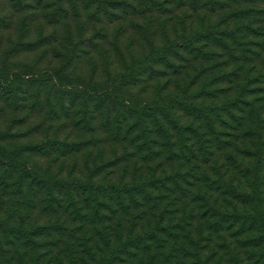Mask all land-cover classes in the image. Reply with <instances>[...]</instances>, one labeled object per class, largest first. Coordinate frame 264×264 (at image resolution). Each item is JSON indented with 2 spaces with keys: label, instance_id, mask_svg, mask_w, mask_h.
<instances>
[{
  "label": "rangeland",
  "instance_id": "374dc122",
  "mask_svg": "<svg viewBox=\"0 0 264 264\" xmlns=\"http://www.w3.org/2000/svg\"><path fill=\"white\" fill-rule=\"evenodd\" d=\"M204 1L0 0V147L46 176L115 183L141 174L159 178L162 182L145 189L160 197L156 215L167 205L163 225L172 223L181 236L190 233L193 241L185 239L190 254L199 249L201 261L210 254L207 264H264V242H244L264 230L254 203L240 196L251 193L253 179L241 165L251 167L258 157L255 201L264 212V0L240 6L231 0ZM239 7L249 10L238 12V18ZM162 47L169 61L156 58ZM61 65L73 85L83 87L82 98L72 100L49 82L50 71ZM16 72L29 81L14 105L3 100L2 82ZM125 72L132 80L119 81L125 85L119 94L133 101L157 103L177 93L198 105L171 110L181 125L197 129L188 131L189 142L207 146L208 162L200 164L195 177L186 174L192 162L179 158V141L172 140L173 154L150 120L149 144L130 143L135 136L145 139L140 127L124 139L131 119L107 109L98 91ZM52 140L58 144L43 146ZM3 177L0 168V219L15 191ZM229 183L237 190H228ZM61 203L51 208L43 196H30L20 204L23 227H41L31 236V246H21L19 235L10 231L17 216L9 227L0 223V264L66 263L70 245L79 255L84 223L74 218L66 197ZM144 209L149 224L147 217L137 219L135 233L157 224L158 216ZM128 219L123 239L129 235ZM175 253L186 264L196 263L181 249ZM151 254L152 262L145 254L132 264H160L159 251Z\"/></svg>",
  "mask_w": 264,
  "mask_h": 264
},
{
  "label": "trees",
  "instance_id": "16d2710c",
  "mask_svg": "<svg viewBox=\"0 0 264 264\" xmlns=\"http://www.w3.org/2000/svg\"><path fill=\"white\" fill-rule=\"evenodd\" d=\"M189 1H191L193 5H196L200 4L203 0ZM233 1L235 2L233 4L236 6L248 2V0H231V2ZM101 2L102 0H97L98 5H101ZM143 2L149 3V0H143ZM204 3H209V1L206 0ZM248 10L249 9L239 7L236 11L237 13L240 12L243 14V12H245L246 14ZM240 13L237 14L238 18L241 16ZM247 26L248 25H245L244 29L248 28ZM161 49H163V47L159 48L158 52H156V58H164L169 61L166 54L163 53L164 49ZM50 72L49 82L52 84L53 88L55 87L59 90L60 94L70 96L72 100L83 97L81 95L82 91H84L83 87L73 85L71 75L66 72V66L61 65ZM25 75L26 74H19L16 72L13 78L10 79L6 77L4 79L2 82V97L5 102L14 105L19 104V96L26 92L25 85L26 82L29 81L26 80L24 77ZM123 79L132 80V76L125 72L118 77L114 84L106 86L98 92H100V97L105 98L107 109L116 108L118 109L116 111L117 114L123 113L127 120L129 118L131 119L128 129L124 132V139H127L128 135L131 134L132 129L136 130L139 127L141 128L140 133L145 137V133L150 128L147 120H150L156 128L155 133L160 134L165 139V145L169 147L170 152L173 154L174 151L171 147H175V142L172 140L176 138L177 142L179 141V158L187 163L192 162L186 174L195 177L200 164L208 162L206 161L207 154H209L206 149L207 146H205L202 141L199 146L195 148V144L189 142L190 139H188L187 133L191 131V128L193 131L197 129H193V127L189 125H181L178 120L174 118V114L171 110L175 105L187 109H198V105L195 103L190 104L189 101L184 99V96L177 93L172 94L162 102H144L141 104L121 93L119 94V90L125 86L119 83V81H123ZM23 100L26 101V99ZM190 100H193V97H190ZM115 132L118 134L119 126H117ZM138 141H141L140 145H138ZM148 141L149 139L146 137L140 140V138L135 136L132 137L130 143L140 148L143 144H149ZM55 144H58L57 140L46 141L43 146H53ZM147 147L149 146L147 145ZM0 151L2 153L0 154V168L4 175L3 179L11 180V186L15 188L13 200L7 211H4L5 218H1L0 223L5 227H9L8 222L17 216L19 222L16 223L14 228L10 231L13 232L15 237L19 235L18 239L20 240L21 246H31L33 241L31 236L37 234V231L40 230L41 227H35L32 228V230L23 227L22 222L24 221V216L22 217L19 214L20 204L27 203L30 196H35L36 198L43 196L50 207L52 206L54 208L53 205L60 207L62 204L61 198L64 196L66 197L67 205L70 204V207H72L71 210L74 212V218L77 217V222L81 224L84 223L81 227L84 238H81L79 241V246L82 247L81 253L77 255L75 249L70 245L68 250L69 254L65 256L69 260L66 263H61L59 261L58 264H127L129 261H131L130 264H132L133 260L136 258L142 260L145 254H150V260L152 262L154 254H151V252L156 250L162 255L160 264H186L182 257L175 253V251L180 249L184 252V254H182L183 256L189 253L188 255H190L191 258L192 256L196 258V263L194 264H207L206 261L210 259V254H208L206 256L204 255V259L201 261L199 249H196L193 254L188 252L185 242L186 240L190 243L193 241L189 232L181 236L182 233H179L172 223L163 225L162 217L168 210L167 205L156 215L155 211L159 209L157 199L160 197L157 198L145 188L150 185L155 186L156 182H162L161 179L156 178L151 180L141 174L132 181L115 183L105 180L96 181L92 177H88L85 180H78L75 178L46 176L38 173L33 167L28 165L26 161L14 157L5 147H0ZM147 151L151 152V149L147 148ZM201 157L203 159L202 161L200 160ZM257 163H259L258 157L255 158L251 167H246L243 164L241 165L243 173L251 174L253 179L250 184V187H252L251 193L240 192V196L244 198V203H254V210H256L258 219L264 230V212L259 209V205H257L255 201L258 197L256 182L259 165H257ZM185 176L184 174L183 177ZM227 188L228 190H237L231 183L228 184ZM157 189H159V187H157ZM174 201L175 199L171 202ZM205 201L206 204H208V200L206 199ZM80 204L83 205V208L78 207ZM82 205L80 206L82 207ZM146 206L152 211V216L155 214V216L159 217H157V224L155 227H150L140 233H135L133 226H135L136 220L147 217V212L144 209ZM205 207L203 213L208 210V207ZM199 208L203 209L204 206H200ZM135 210H137V213H134ZM126 216H129L127 222H129L131 226L129 228L128 237L123 239L124 237L121 233ZM221 220L222 222L225 221L223 218ZM146 223L149 224L148 217ZM211 224L213 225V223ZM181 229H184L183 226H181ZM22 238L27 242L23 241ZM263 238L264 235H255L246 237L244 242L246 244L252 243L257 246L263 244ZM113 240H117L118 243H113ZM101 243L104 247L101 246ZM245 243L243 244L246 245ZM94 247L97 249L95 250Z\"/></svg>",
  "mask_w": 264,
  "mask_h": 264
}]
</instances>
